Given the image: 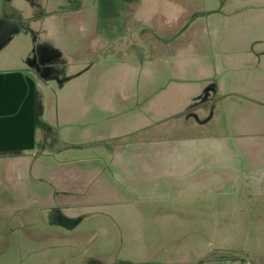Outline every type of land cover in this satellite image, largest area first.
Returning a JSON list of instances; mask_svg holds the SVG:
<instances>
[{"label": "rangeland", "instance_id": "374dc122", "mask_svg": "<svg viewBox=\"0 0 264 264\" xmlns=\"http://www.w3.org/2000/svg\"><path fill=\"white\" fill-rule=\"evenodd\" d=\"M34 5L0 0V23H16L0 51L35 43L47 101L38 132L48 156L31 176L18 165L0 187V200L29 201L0 212V245H13L16 264L21 253L51 261L59 250L49 242L68 263V230L89 235L80 246L104 252L106 264H264V0ZM196 151L208 153L193 159ZM46 181L77 199L65 205L81 208L74 228L65 218L55 227L54 214L32 203ZM86 196L97 203L81 207Z\"/></svg>", "mask_w": 264, "mask_h": 264}, {"label": "crops", "instance_id": "0c3cea01", "mask_svg": "<svg viewBox=\"0 0 264 264\" xmlns=\"http://www.w3.org/2000/svg\"><path fill=\"white\" fill-rule=\"evenodd\" d=\"M31 1H33L34 5L36 0ZM34 15L35 16L31 18L37 19L39 17V14L35 13ZM35 24L37 25L36 22ZM15 25L16 23H13V21H5L0 23V37L6 38L9 33H12L14 30H16ZM44 46L45 48L42 56L48 54V52L51 50L46 48L50 45L44 44L42 47ZM5 48L6 46L0 51V187H6L8 184L12 183L14 174L17 172L18 165L23 167L26 177L29 173L31 176V171H39L40 167L42 166V159L48 156V154H42V144L47 142L48 137L45 136V138L42 140V136L39 135L38 132L39 121L41 122L42 115H45L47 105L46 91L44 88H42V78L44 75L40 74L43 72L40 65L41 62L35 58L36 56H40L38 53L39 51L37 53L35 52V43H33V47L30 51L13 48L6 54L2 53L5 52ZM181 102L185 103L186 100L183 99ZM73 108L74 105H72L71 109ZM183 110L187 113L192 111L188 107ZM66 115L73 116V111H68ZM62 116H64V113L62 111L59 112L58 110L57 117ZM73 119L74 117H72V120ZM195 119H199V121H206V119L209 118L208 116L205 117V114H199ZM185 123L186 122H184L182 125L185 126ZM182 125H180V127ZM202 138L214 140V136L210 134L204 135ZM169 139L174 140L175 138L171 137ZM207 153L208 152L205 151H196L194 153L192 152L190 155H192L193 159H203ZM212 153L217 155L222 154V152L213 151ZM53 168H50L44 171L43 174H40L41 179H46L48 175H52L57 171L56 169L54 172H50ZM191 169L192 167H190L188 171ZM189 173L190 176H193V172L189 171ZM9 179H11V182ZM87 183H84L85 187L88 186L86 185ZM193 185L194 184H190L189 187L192 186L193 188ZM41 187L45 189L46 193L44 196L40 197L38 201L33 200L32 203H38L40 211L45 212L46 215L48 212L54 214L56 219L54 222L56 224L52 225H56L55 227H57L60 224V220L62 221L63 218L68 220L67 222L70 223V225H72L71 227L73 228L75 225H78L81 208L74 210L68 208L70 207L69 205H74L77 201V199H73L74 194L70 191H66V188L60 187L58 184H49L48 181L41 184ZM76 187L78 188L79 186L76 185ZM79 189L82 190L81 188ZM53 195L57 197L59 196L60 202L69 200V203L56 205L57 203L53 202L51 198ZM83 198L84 200L81 204V207H83L85 203H97V199L95 198H87V196ZM28 202L24 204V200L23 203H19L20 207H18L14 203L8 202V200H0V212L12 214L13 212H16L18 208L21 212H23V210L26 208L25 206H29ZM65 205H68V207ZM65 207L68 209L67 211H71V213H65ZM53 231V237L57 238L58 235L56 232L58 231ZM68 231L72 232L63 234V236L65 234H70L71 237V244L68 245L69 249H64L65 257L67 256L66 261L68 263L60 262L62 248L55 247L54 242H49L50 246L48 248H55V251L56 249L59 250L55 253L56 257H54L51 261H49L50 259L42 261V258H40L38 259L39 263L34 264H106L104 252L97 249H92L90 246H80V238H88L89 235L87 237L80 236L79 232L77 231ZM47 237L48 236L45 233H41L40 239L42 240H40V242L46 244L47 242L43 241V239H46ZM24 238L28 239V243H30V241L33 239L30 232L24 233ZM7 244V246L0 245V264H16V250L13 248V245L10 246L9 242ZM24 248L30 249L24 252L32 253L34 250L32 245ZM168 253L172 254V257L175 259L180 260V258L175 254L179 253L178 250L175 251V253L172 251ZM21 256L23 264H33L31 263L32 258L30 257V254L21 253ZM185 259H188V256ZM154 260L155 259L152 258H149V260L144 258L140 260V262L141 264H152ZM244 264L250 263L246 262Z\"/></svg>", "mask_w": 264, "mask_h": 264}]
</instances>
